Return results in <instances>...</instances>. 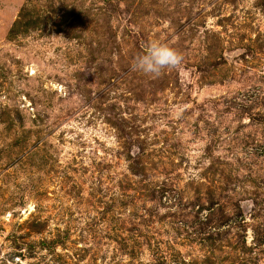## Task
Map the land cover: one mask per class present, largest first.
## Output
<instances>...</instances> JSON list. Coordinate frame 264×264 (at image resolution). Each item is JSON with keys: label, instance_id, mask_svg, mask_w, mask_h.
<instances>
[{"label": "rangeland", "instance_id": "374dc122", "mask_svg": "<svg viewBox=\"0 0 264 264\" xmlns=\"http://www.w3.org/2000/svg\"><path fill=\"white\" fill-rule=\"evenodd\" d=\"M0 264H264V0H0Z\"/></svg>", "mask_w": 264, "mask_h": 264}, {"label": "clouds", "instance_id": "9594fccd", "mask_svg": "<svg viewBox=\"0 0 264 264\" xmlns=\"http://www.w3.org/2000/svg\"><path fill=\"white\" fill-rule=\"evenodd\" d=\"M182 59V55L168 42L153 40L135 56L131 69L149 77H158L165 70L178 67Z\"/></svg>", "mask_w": 264, "mask_h": 264}]
</instances>
